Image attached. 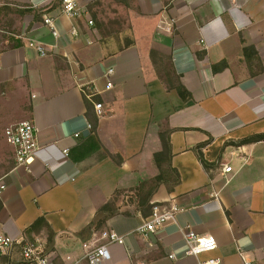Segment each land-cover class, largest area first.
Segmentation results:
<instances>
[{
  "label": "crops",
  "instance_id": "crops-1",
  "mask_svg": "<svg viewBox=\"0 0 264 264\" xmlns=\"http://www.w3.org/2000/svg\"><path fill=\"white\" fill-rule=\"evenodd\" d=\"M79 1L83 16L72 19L60 0H0V24L18 35L5 38L0 56V236L33 240L42 220L54 264L76 263L83 243L109 232L126 242L111 245L103 264L262 263L264 141H243L264 135V0ZM117 20L120 30H107ZM245 47L255 53L245 57ZM153 51L190 100L169 87ZM24 121L35 123L39 144L28 167L16 164L4 135ZM161 134L171 149L162 169L180 181L150 194L140 188L161 173ZM109 203L117 214L80 235ZM159 204L177 206L175 219L138 234ZM191 230L215 237L217 249L190 256ZM17 251L0 264H23Z\"/></svg>",
  "mask_w": 264,
  "mask_h": 264
},
{
  "label": "built area",
  "instance_id": "built-area-1",
  "mask_svg": "<svg viewBox=\"0 0 264 264\" xmlns=\"http://www.w3.org/2000/svg\"><path fill=\"white\" fill-rule=\"evenodd\" d=\"M61 12L72 18L78 19L83 16V8L81 7L79 0H60ZM93 24V21H89ZM44 24L50 29L51 33L58 37V30L54 19L46 17ZM73 33L77 34L76 31ZM18 37L13 32L7 31L0 24V56L4 50L5 38ZM29 47L36 51L39 56H47V51L42 43L36 41H30ZM113 70L107 72V88L113 87L111 76ZM102 104L97 103L95 108L100 114ZM6 142L14 149L15 161L18 166L28 167L35 158V154L39 149L37 142V128L33 121H24L12 126H9L4 131ZM65 155H68V150L64 151ZM224 172L230 173L232 167L225 165L223 167ZM6 189V185L0 179V191ZM179 208L175 205L159 204L155 205L152 209L151 215L146 218L141 226L138 227L136 232L142 236H150L155 234L158 230L164 227L167 222L175 219ZM188 241V254L190 256L198 257L202 254L212 252L217 249L218 244L215 237L212 235H199L194 231H189L186 235ZM125 237L119 235L116 232L104 233L101 238L92 237L88 242L82 244L83 256L74 264H79L81 261H86L88 264H103L110 260L111 252L110 246L113 244L124 245ZM18 247L22 262L26 264H54L51 259L50 252L47 248V243L44 239L37 237L33 240L18 241L10 236H0V263L4 256L8 255L10 251ZM66 260H71L68 256ZM195 264H224L220 259L198 260ZM242 264H264L254 261H244Z\"/></svg>",
  "mask_w": 264,
  "mask_h": 264
},
{
  "label": "trees",
  "instance_id": "trees-1",
  "mask_svg": "<svg viewBox=\"0 0 264 264\" xmlns=\"http://www.w3.org/2000/svg\"><path fill=\"white\" fill-rule=\"evenodd\" d=\"M252 53H255V49L253 47H245V49H244L245 57L250 56V54H252ZM151 56H152V59H153L155 66H157V69H159L160 72H161L162 68H167V67H161L159 62L162 63L163 60L161 57H159L158 53L153 51L151 53ZM224 67H225V64L221 63V64H219V66H214V71L217 72L219 70H222ZM167 75L168 76L172 75L174 77L173 81L172 80L169 81V79H168L167 84L169 85V87L175 89L184 101L190 100L191 95L181 85V83L179 82V78L174 76L170 70H169ZM161 140H162L163 149L160 153H157L155 155V160H156V164L161 168V172L163 173L164 170L162 169V166H163L164 162H166L169 159V156L171 155V149H170V143L166 139L165 134H161ZM260 141H264V135L252 137L250 139L243 141V143H254V142H260ZM169 171L174 174V180L173 181H171L168 178H166V179L162 178L161 177L162 173H160L159 176H157L156 178H154L150 182L143 183L141 185L140 189L142 190L146 186L150 185V187H149L150 188V194L153 193L162 184H165V185L169 186V188L172 189V187L176 186L180 180H179V175L175 170H169ZM151 213H152V211H151ZM115 214H117V209H115L114 206L111 203H109L107 206H105L99 210V212L97 213V216L95 218V221H93L80 235L85 236L86 233H88L89 231L91 233L93 227H94L95 231H101L103 229L106 221L110 217L114 216ZM42 230H46L48 232V242H49V246L52 248V246H53V234L49 231V229L46 228V226L42 220H38L30 228L29 232L30 233L35 232L36 234H39V233H41ZM22 263L26 264L24 262H22Z\"/></svg>",
  "mask_w": 264,
  "mask_h": 264
},
{
  "label": "rangeland",
  "instance_id": "rangeland-1",
  "mask_svg": "<svg viewBox=\"0 0 264 264\" xmlns=\"http://www.w3.org/2000/svg\"><path fill=\"white\" fill-rule=\"evenodd\" d=\"M121 27H122V23H120V22L117 20L116 23H115V24H112L110 28H107V30H109L110 32H115V31L118 32V31L120 30ZM168 72H169V68H168V67H167V68H162V69H161L162 77L164 78L165 81H168V79H169V81H170V80L173 81V80H174V77H173L172 75L168 76V75H167ZM161 173H162V172H161ZM161 177L164 178V179L168 178V179H170L171 181L174 180V174H173L172 172H170L169 170L164 171V172L162 173V176H161ZM148 182H150V181H148ZM152 182H153V181H152ZM168 185H169V184H168ZM148 187H150V185H148ZM37 237H40V238L44 239V240L46 241V243H47V248H48V250H49V249L51 250V248H50V246H49V242H48V232H47L46 230H43V231H41V233L37 234ZM17 252H18V254L15 253V255H14L12 258L15 259L14 261H19V262L21 261V262H22V258H21L20 251H17ZM9 264H11V262H9Z\"/></svg>",
  "mask_w": 264,
  "mask_h": 264
}]
</instances>
